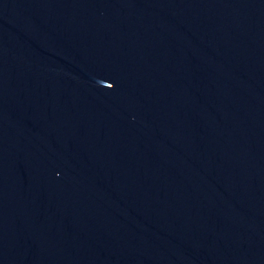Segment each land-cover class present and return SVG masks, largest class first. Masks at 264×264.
Instances as JSON below:
<instances>
[{"label":"water","instance_id":"1","mask_svg":"<svg viewBox=\"0 0 264 264\" xmlns=\"http://www.w3.org/2000/svg\"><path fill=\"white\" fill-rule=\"evenodd\" d=\"M131 264H264V0H25Z\"/></svg>","mask_w":264,"mask_h":264}]
</instances>
